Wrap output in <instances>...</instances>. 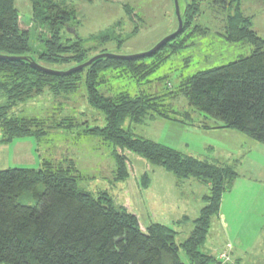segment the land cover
I'll list each match as a JSON object with an SVG mask.
<instances>
[{"label": "trees", "instance_id": "16d2710c", "mask_svg": "<svg viewBox=\"0 0 264 264\" xmlns=\"http://www.w3.org/2000/svg\"><path fill=\"white\" fill-rule=\"evenodd\" d=\"M14 1L0 0V143L24 137L38 142L52 129L87 124L70 115L50 124L48 119L13 114L20 104L46 91L54 98H66L83 84L86 108L80 115L92 114V121L101 123L83 132L110 146L113 181H124L133 171L125 154L131 152L172 173L177 183L193 179L207 192L189 236L176 243L172 227L156 222L141 227L137 215L117 205L107 191L80 187L82 176L71 159H42L38 169L0 170V264H212L214 256L201 247L211 219L219 214L223 194L237 178V159L224 163L183 154L135 135L131 125L157 118L187 121L203 130H214L218 124L264 146V38L254 31L252 18L242 12L241 0L214 1L224 14L219 35L229 43L250 45V55L182 77L165 93L115 92L110 83L126 77L136 83L147 81L170 57L192 46L193 39L206 32L197 26L188 29L199 14L200 1H190L180 14L178 35L143 57L114 55L104 48L98 51L107 43L123 42L114 29L86 38L78 33L80 24L71 2L92 0H28L30 22L38 31L36 49L30 42L32 27L21 20ZM98 54L109 56L70 73L56 75L41 69L67 72ZM180 96L212 124L195 122L190 112L165 103ZM140 183L147 187L149 177L143 174ZM21 197L33 204L20 202ZM179 252L188 263L181 261Z\"/></svg>", "mask_w": 264, "mask_h": 264}, {"label": "rangeland", "instance_id": "374dc122", "mask_svg": "<svg viewBox=\"0 0 264 264\" xmlns=\"http://www.w3.org/2000/svg\"><path fill=\"white\" fill-rule=\"evenodd\" d=\"M177 1L182 14L192 0ZM198 1L201 2L199 14L188 29L190 31L192 26H197L207 33L195 37L192 46L170 57L147 77V81L136 83L127 77L113 80L110 85L115 92L165 93L173 90L182 77L250 55V45L229 43L219 35L224 18L223 11H220L221 4L215 3V0ZM14 4L21 20L32 27L30 2L15 0ZM71 4L77 14L76 21L80 24L78 33L83 38L97 35L107 28L120 34L123 42L117 44V41H113L98 47V51L104 48L114 55L147 52L178 28L173 0H92L73 1ZM241 10L252 18L254 31L264 38V0H241ZM32 32L30 42L37 49L35 38L38 31L32 27ZM159 78L162 81L157 80ZM82 86L66 98H54L46 91L13 110L16 116H36L48 119L50 124V121L67 115L75 117L78 123L87 121V124L74 125L71 129H52L38 142L33 137H24L0 143V170L38 169L42 159H71L82 176L78 180L80 187L91 192L107 191L117 205H125L137 215L141 227L155 222L168 225L177 232L176 243H182L189 236L193 224L191 219L176 220L175 216L179 217L176 211L187 210L190 218L197 217L203 204L192 195L194 190L191 185L196 181L185 180L183 188L178 187L172 173L151 165L131 152L125 154L133 165V171L126 180L113 181L114 163L110 146L100 137L83 132L87 127L101 123L98 121L95 124L92 114L80 115L86 108ZM168 102L179 112H190L195 122L205 120L207 124H212L202 114L189 108L184 97L166 100L165 103ZM95 118L99 120L100 116L96 114ZM187 123L157 118L131 125V130L135 135L201 159L216 158L224 163H233L230 161L237 159V178L231 190L223 194L221 217L216 215L211 219L201 250L212 254L214 259L226 251L228 259L225 264L231 262L232 252L239 260L231 264H264V146L238 131L218 128V124L216 129L205 132ZM143 174L149 177L147 187L140 183ZM20 202L33 204L25 197H21ZM168 213L173 223L166 221ZM227 244L231 246L230 249ZM179 256L181 261L189 262L183 252H179Z\"/></svg>", "mask_w": 264, "mask_h": 264}, {"label": "water", "instance_id": "95a60500", "mask_svg": "<svg viewBox=\"0 0 264 264\" xmlns=\"http://www.w3.org/2000/svg\"><path fill=\"white\" fill-rule=\"evenodd\" d=\"M173 4H174V9H175V15H176V18H177V22H178V28L175 32H173L172 34H170L169 36L165 37L163 40H161L158 44H156V46H154L151 50H149L148 52H144V53H140V54H135V55H129V56H126V57H143L145 55H148L156 50H158L160 47H162L167 41H169L170 39L174 38L176 35H178L181 30H182V20H181V17H180V11H179V6H178V1L177 0H173ZM109 56V54H98L96 56H94L93 58H91L89 61H87L86 63L80 65V66H77L67 72H58V71H54V70H49V69H45V68H42L43 70L49 72V73H53V74H61V73H70L72 71H75L77 69H80V68H83L84 66L90 64L92 61L98 59V58H102V57H107ZM24 59V58H22Z\"/></svg>", "mask_w": 264, "mask_h": 264}, {"label": "crops", "instance_id": "0c3cea01", "mask_svg": "<svg viewBox=\"0 0 264 264\" xmlns=\"http://www.w3.org/2000/svg\"><path fill=\"white\" fill-rule=\"evenodd\" d=\"M193 127H195L196 129H200L201 131H205V132L206 131H211V130H203V129H201L199 127H196V126H193ZM182 183L183 182H178V183H177V181L175 182V184L178 187L183 188L182 187V185H183ZM193 183L194 184L191 185V186H193L192 189L194 190V191H192V195L195 197L196 200H199L201 202V197H202V195H204L207 192V187L204 186V185H202V184H200L197 181L196 182H193ZM202 187H204V188H202ZM201 189H203V192H202ZM221 204H222V202H221ZM220 209H221V206H220ZM220 212H221V210H219L218 217H221V213ZM162 213L166 214L165 212H162ZM176 213L179 215V217L178 216H175L176 220H180V219H183V220L191 219V221H193L196 218V217L190 218V216L187 213V210H178V211H176ZM166 221L167 222H171L172 221V223H173V218L169 215V213L167 214V220ZM237 260H239V259L235 258L234 255H233V252H232V254H231V262L229 264L236 263Z\"/></svg>", "mask_w": 264, "mask_h": 264}, {"label": "built area", "instance_id": "2783aa9c", "mask_svg": "<svg viewBox=\"0 0 264 264\" xmlns=\"http://www.w3.org/2000/svg\"><path fill=\"white\" fill-rule=\"evenodd\" d=\"M227 247L230 249V245L227 244ZM227 252L223 251V253H220L214 260L212 264H225L227 262Z\"/></svg>", "mask_w": 264, "mask_h": 264}]
</instances>
